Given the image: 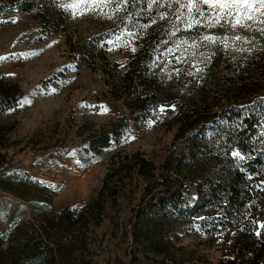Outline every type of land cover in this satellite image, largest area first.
<instances>
[{"label": "trees", "instance_id": "trees-1", "mask_svg": "<svg viewBox=\"0 0 264 264\" xmlns=\"http://www.w3.org/2000/svg\"><path fill=\"white\" fill-rule=\"evenodd\" d=\"M41 3L43 0H0V14L10 7L31 12ZM177 7L173 3L171 8H160V12L169 13L168 19L157 20L142 30L140 25L150 24L151 18L157 16V7L149 10L146 3L133 7L129 0L121 7L120 18L110 33H99L77 44L69 37L77 67L99 71L115 101L126 110L108 127L93 132L87 147L100 152L126 137H137L147 131L174 132V140L178 141L213 130L214 146L218 158L223 160L217 163L218 171L204 175L205 167L200 165L193 171L195 179H183L182 183L178 177L182 163H163L157 167L139 151L118 152L111 157L96 199L77 212L69 208L55 212L54 192L50 188H41L42 183L27 171L23 174L6 171L9 136L16 124L4 117L21 106L19 102L25 93L18 84L0 78V190L31 201L35 220L15 217L6 229L0 230V264H97L99 253L95 248L101 244L93 238L95 229L111 217L108 205L116 204L120 193L133 183L143 184L145 197L149 194V199L133 209L127 219L116 218L113 222L116 229L124 228V233L131 234L136 248L143 249L153 264H190V257L185 259L182 254L186 249L172 241L178 226L188 234L201 231V236L213 240L232 231L234 244L228 250L223 244L217 246L223 256L234 253L237 256L221 264H264V229H259L261 234L257 236L253 225V221L264 222V159L257 151L264 98L250 105L221 106L224 99L249 93L245 88L251 77H237L233 73H264V59L259 61L254 55L241 60V53L235 50L201 47L197 57L185 54V61L178 63L176 57L180 52L166 54L167 49L175 47V41L196 36L204 29L170 35L169 21L174 19L172 13ZM134 17L139 20L135 22ZM43 18L46 24L51 23L47 17ZM56 22L58 29L61 23ZM247 36L254 35L248 32ZM111 48L119 51L124 62L113 60ZM199 52L213 60L199 62ZM192 63L203 71L197 73ZM221 117L228 120L226 127L218 124ZM234 151L244 161L234 159ZM221 175L228 176V180H222ZM187 184L194 186V194L190 188L186 190ZM156 185L166 188L158 195V204L172 212L151 210ZM28 187L39 189L35 198L26 196Z\"/></svg>", "mask_w": 264, "mask_h": 264}, {"label": "rangeland", "instance_id": "rangeland-1", "mask_svg": "<svg viewBox=\"0 0 264 264\" xmlns=\"http://www.w3.org/2000/svg\"><path fill=\"white\" fill-rule=\"evenodd\" d=\"M71 2L43 0L31 12L10 7L0 14V57H7L6 60H0V78L18 84L25 98L31 101L4 117L9 123L16 124V129L9 136L11 146L6 151V171L12 174L27 171L35 180L43 182L41 188L48 187L54 192L52 210L55 212L65 208L77 212L86 203L96 199L111 157L118 152L139 151L157 167L163 163H182V172L178 175L182 183L183 179L194 180L193 171L200 165L205 167L204 175L216 173L217 163L223 160L218 158L213 130L204 134L195 133L178 141L174 140V132L147 131L137 137H126L100 152L88 149V137L108 127L126 110L115 101L99 71L77 67L68 42L73 38L77 44L99 33H110L122 11L115 12L113 19L103 18L96 12L74 17L72 10L66 11L60 6ZM116 7V0H112V3L103 6V10L111 14ZM43 17H47L51 23L46 24ZM138 20L134 17L135 22ZM56 21L61 23L58 29ZM238 31L246 36L248 34L243 29ZM249 33L256 39L243 45L250 51L240 52L241 60L257 55L258 60L262 61L264 36L259 32ZM111 54L113 60L124 62L116 48H111ZM233 74L251 77L245 88L249 93L243 97L224 99L222 107L250 105L264 98V73ZM105 107L106 112L103 111ZM218 124L226 127L229 122L221 117ZM258 127L257 151L264 159V115L260 116ZM73 152L74 156L71 155ZM234 159L244 161V157L240 159L234 156ZM220 178L228 180V176L221 175ZM31 187L26 190L28 199L35 198L38 192V188ZM188 188L191 194L195 193L194 186L187 184L186 190ZM153 191L156 198L150 201L154 204L150 205L151 210L158 213L172 212L158 204V195L165 192L166 188L156 185ZM146 192L143 184L133 183L120 193L116 204L108 205L111 217L95 229L93 237L97 244H101L95 248L99 253L97 264H153L146 258L143 249L136 248L131 234L124 233V228L116 229L113 222L116 218L127 219L133 209L143 201L147 202L150 196L148 194L145 197ZM30 202L0 190V230L6 229L15 217L35 221L31 215ZM176 233L177 236L172 235V241L177 247L186 249L182 254L185 259L190 257V264H221L237 256V253L223 256L219 250L221 247L217 246L223 244L228 250L234 244L232 231L214 240L201 236V231L193 230L188 234L182 226L177 227Z\"/></svg>", "mask_w": 264, "mask_h": 264}, {"label": "snow or ice", "instance_id": "snow-or-ice-1", "mask_svg": "<svg viewBox=\"0 0 264 264\" xmlns=\"http://www.w3.org/2000/svg\"><path fill=\"white\" fill-rule=\"evenodd\" d=\"M109 3H112V0H72L70 4L62 3L60 6L66 11L72 10L74 17L96 12L103 18L113 19L115 12L120 11L123 5L129 3V0H116L117 7L112 10L111 14L103 10V6ZM131 3L133 7L137 3H146L149 10L154 5L157 7V16L151 18L150 24L140 25L139 27L142 30L151 24H155L157 20L168 19L169 13L160 12L159 9L165 6L171 8L173 3L178 4V7L172 13L174 19L169 21L170 35H176L181 31L191 32L194 29H204V31L198 32L196 36L184 37L175 41V47L167 49L166 54L175 55L176 52H180V55L176 57L178 63L185 61V54H187V57H197L201 47L205 49L220 47L224 51H250L243 45L252 43L256 38L241 34L238 29H243L245 32H259L264 36V27H256V25H264V0H131ZM213 29L223 31L217 33L213 32ZM128 35L132 36L134 34L128 33ZM119 38L118 35L117 39ZM132 51L134 52L135 48ZM212 55H215V53L213 52ZM199 56L201 58L199 62L201 63L211 58L204 52H199ZM6 59L7 57H0V60ZM191 66L195 68L197 73L203 71L197 63H192ZM176 71L179 72V69ZM188 74L193 75L194 73L189 72ZM19 103L23 106L24 104H30L31 101L25 98ZM160 110L164 111L163 108ZM103 111H107L106 107L103 108ZM71 155L74 156L75 153L73 152ZM233 155L243 159L239 152L233 153ZM253 225L256 229L255 235L260 236L259 229H264V222L253 221Z\"/></svg>", "mask_w": 264, "mask_h": 264}]
</instances>
